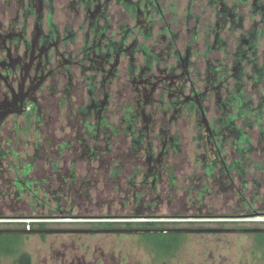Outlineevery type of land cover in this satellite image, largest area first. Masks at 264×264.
<instances>
[{"label":"flooded vegetation","instance_id":"obj_1","mask_svg":"<svg viewBox=\"0 0 264 264\" xmlns=\"http://www.w3.org/2000/svg\"><path fill=\"white\" fill-rule=\"evenodd\" d=\"M221 1L0 0V182L104 156L156 198L182 152L211 181L238 169L224 147H250L237 122L264 112V3Z\"/></svg>","mask_w":264,"mask_h":264},{"label":"rangeland","instance_id":"obj_2","mask_svg":"<svg viewBox=\"0 0 264 264\" xmlns=\"http://www.w3.org/2000/svg\"><path fill=\"white\" fill-rule=\"evenodd\" d=\"M238 1L221 2L231 9ZM220 36L223 38L224 34ZM248 92L255 106L256 91L255 94ZM256 112L240 117L237 122L239 129L248 135L250 147L248 143L242 144L238 154L224 147L227 163L236 159L238 169L227 176L219 166V176L217 171L211 181L201 177L203 172L199 168L188 171L182 163V152L176 157L174 172H171L175 174L174 186L169 187L166 181L158 188L156 198L147 188L137 185L131 189L126 182L131 171H118L104 156L91 165L79 161L76 170L68 174L66 165L65 175L62 171L47 173L48 168L42 169L40 161L26 176L16 173L15 180L12 175L8 177L3 173L1 181L7 180L0 182V231L25 228L18 249L30 255L31 264H264V245H257V241L264 242V235L260 234L224 231L184 234L179 251L168 258L158 257L146 247L140 235L143 232L138 230L88 232L90 223L96 222H163L168 223L169 229L190 228L188 224L206 229H232L236 227L233 224L262 228L264 112ZM35 127L30 131H40ZM28 155V163L40 160L33 146ZM192 173L196 177L191 182ZM71 175L74 182L69 179ZM135 191H140L144 197L135 200L132 194ZM32 222L45 223L47 233L41 236L43 233L34 232L28 226ZM220 223L225 225L219 226ZM10 242L0 236V243L6 248ZM13 262L14 257L0 256V264Z\"/></svg>","mask_w":264,"mask_h":264},{"label":"trees","instance_id":"obj_3","mask_svg":"<svg viewBox=\"0 0 264 264\" xmlns=\"http://www.w3.org/2000/svg\"><path fill=\"white\" fill-rule=\"evenodd\" d=\"M92 224L90 230H138V231H156L153 233H141L140 235L144 237V244L148 247L152 252L156 253L158 257H168L173 258L175 254L179 251L181 247V238L184 234L181 233H164V231L170 230L167 225L168 223L163 222H96L90 223ZM225 225L224 223H220L219 226ZM232 229H250L242 226H237ZM29 228L33 231H45L46 224L45 223H29ZM262 228L264 229V222L262 223ZM20 228V227H19ZM191 228H201V226H191ZM223 228V227H221ZM16 230H25V228L16 229ZM177 230V229H175ZM163 231V232H162ZM260 234L261 236L264 233H254ZM44 234H41L43 236ZM1 237H7L11 242L8 248H6L3 244L0 243V256L4 255L7 257H14V264H31L30 255L22 252L18 249L19 247V239L21 238V234H1ZM11 245V246H10ZM257 245L262 247L264 245L263 241H257ZM13 248H10V247Z\"/></svg>","mask_w":264,"mask_h":264},{"label":"water","instance_id":"obj_4","mask_svg":"<svg viewBox=\"0 0 264 264\" xmlns=\"http://www.w3.org/2000/svg\"><path fill=\"white\" fill-rule=\"evenodd\" d=\"M224 232H237V233H264V229H240V230H219ZM38 233H47V231H34ZM88 232L91 233H99V232H127V231H115V230H90ZM144 233H153L156 231H142ZM163 232V231H162ZM166 233H189V232H216L211 230H203V231H189V230H168L164 231ZM26 230H10V231H0V234H24Z\"/></svg>","mask_w":264,"mask_h":264}]
</instances>
